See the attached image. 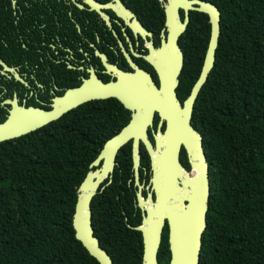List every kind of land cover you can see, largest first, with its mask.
<instances>
[{
  "label": "trees",
  "instance_id": "16d2710c",
  "mask_svg": "<svg viewBox=\"0 0 264 264\" xmlns=\"http://www.w3.org/2000/svg\"><path fill=\"white\" fill-rule=\"evenodd\" d=\"M204 1L218 8L221 31L191 117L202 137L210 189L199 264H264V0ZM206 35L200 42L188 32L182 36L181 102L199 77ZM5 114L0 111V122ZM129 119L114 98L90 101L0 142V264H99L74 235L77 189L104 143ZM158 121L155 116L154 128ZM116 160L129 171L130 144ZM180 161L189 170L183 150ZM128 178L99 190L90 205L94 236L113 264L142 260L140 232L128 227L138 222L110 211L129 189ZM157 260L167 263L163 243Z\"/></svg>",
  "mask_w": 264,
  "mask_h": 264
},
{
  "label": "flooded vegetation",
  "instance_id": "af4514ba",
  "mask_svg": "<svg viewBox=\"0 0 264 264\" xmlns=\"http://www.w3.org/2000/svg\"><path fill=\"white\" fill-rule=\"evenodd\" d=\"M190 1L0 0V111H6V118L13 109L6 102L17 109L55 110L77 96L98 92L102 84L121 83L124 74L118 70L136 74L139 68L157 84L158 49L173 32H181V48L187 32L200 42L208 31V45L209 18L205 14V21ZM219 24L221 31V16ZM148 137L154 143L150 130ZM127 144L132 156V141ZM144 150L140 144L139 184L146 198L153 192L150 157ZM126 166L115 159L111 176L101 186L104 190L117 178L129 176V189L121 190L122 197L116 196L110 211L140 225L144 214L138 206L132 157L129 171ZM162 243L168 264L167 223Z\"/></svg>",
  "mask_w": 264,
  "mask_h": 264
},
{
  "label": "water",
  "instance_id": "95a60500",
  "mask_svg": "<svg viewBox=\"0 0 264 264\" xmlns=\"http://www.w3.org/2000/svg\"><path fill=\"white\" fill-rule=\"evenodd\" d=\"M190 3L196 5L194 10L208 16L210 38L199 77L184 101L181 102L176 94L183 68V54L177 42L181 32L176 31L169 42L158 49L157 84L139 68H136V74L117 69L124 74L120 77L121 83L102 84L98 92L77 96L55 110L17 109L14 103L6 102L13 104V109L0 122V142L36 131L90 101L114 98L130 112L128 123L104 143L77 189L71 221L74 235L99 264L113 262L94 236L90 205L97 192L103 190L102 183L111 176L117 152L129 141H132V168L138 187V206L144 215L140 225L128 227L141 234V264H158L157 254L166 223L170 251L168 264H199L210 189L202 137L192 126L191 117L198 94L214 66L220 36V12L211 2L191 0ZM155 116L159 118L156 130ZM149 130L153 133L154 143L149 140ZM140 144L151 162L150 185L153 193L146 198L142 196L139 184ZM182 150L186 154L189 170L180 161ZM194 170L198 173L193 175Z\"/></svg>",
  "mask_w": 264,
  "mask_h": 264
},
{
  "label": "bare ground",
  "instance_id": "6f19581e",
  "mask_svg": "<svg viewBox=\"0 0 264 264\" xmlns=\"http://www.w3.org/2000/svg\"><path fill=\"white\" fill-rule=\"evenodd\" d=\"M194 161H196V160H194ZM194 171H195V173H194ZM193 172H192V174L194 173V174H197L198 173V170H194Z\"/></svg>",
  "mask_w": 264,
  "mask_h": 264
},
{
  "label": "rangeland",
  "instance_id": "374dc122",
  "mask_svg": "<svg viewBox=\"0 0 264 264\" xmlns=\"http://www.w3.org/2000/svg\"><path fill=\"white\" fill-rule=\"evenodd\" d=\"M194 173H195V171H194ZM194 173H193V175H194Z\"/></svg>",
  "mask_w": 264,
  "mask_h": 264
}]
</instances>
